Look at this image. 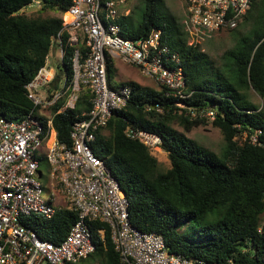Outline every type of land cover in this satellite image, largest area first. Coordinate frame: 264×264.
<instances>
[{"label":"trees","instance_id":"obj_1","mask_svg":"<svg viewBox=\"0 0 264 264\" xmlns=\"http://www.w3.org/2000/svg\"><path fill=\"white\" fill-rule=\"evenodd\" d=\"M35 1L41 10L62 15L70 7V0H0V118L10 121L18 122L32 110L24 85L45 64L52 47L63 48L64 72L68 80L72 77L75 48L62 30V19L21 13ZM114 23L120 36L131 40L159 31L160 43L177 60L170 66L180 68L184 77V98L166 97L163 87L155 91L134 82L120 84L132 88L127 107L91 144L127 198L132 226L162 236L169 252L191 260L264 264V109L249 98L252 90L264 100V0H253L238 21L237 27L243 25L246 32L224 53L221 68L200 47L188 44L181 23L168 13L163 0H144L138 20L117 17ZM79 49L83 55L84 46ZM112 67L107 68L110 87ZM58 79L56 74L53 86ZM90 100L84 90L74 109L59 114H55L58 106L52 109L53 128L61 143H69L71 127L89 111ZM206 111L214 113L211 124L223 138L219 155L185 135L207 122ZM190 113L196 115L194 119L187 117ZM174 123L185 133L177 131ZM128 129L158 136L169 169L161 172L149 148L129 138ZM75 221V213L58 210L49 220L31 216L24 224L42 240L59 243ZM89 227L95 251L82 264H121L109 227L100 222Z\"/></svg>","mask_w":264,"mask_h":264},{"label":"built area","instance_id":"obj_2","mask_svg":"<svg viewBox=\"0 0 264 264\" xmlns=\"http://www.w3.org/2000/svg\"><path fill=\"white\" fill-rule=\"evenodd\" d=\"M125 2L70 0L62 30L75 48L71 79L65 72L52 69L47 56L45 64L24 85L32 104L29 114L18 122L0 118V264H82L95 251L89 227L92 222L109 227L121 264H208L171 253L162 236L135 229L119 183L91 148L97 133L127 107L132 96L128 84L109 86L107 68L115 59L165 88L166 97L184 98L182 71L170 66L177 60L160 43L159 31L136 40L120 36L114 21L117 7ZM252 2L184 0L181 25L188 44L200 47L220 32L235 29ZM82 45L83 55L79 49ZM58 53V63L63 67L61 46ZM56 74L59 79L53 86ZM82 90L89 91L91 108L74 122L69 143H61L53 128L52 109L58 106L55 114L74 109ZM203 116L214 119L212 111ZM126 134L149 150L160 143L158 136L144 130L128 129ZM43 163L47 166L45 174L41 171ZM58 210L76 215L59 243L42 240L24 224L31 216L49 220ZM98 234L103 239V230ZM225 264L234 263L228 260Z\"/></svg>","mask_w":264,"mask_h":264},{"label":"rangeland","instance_id":"obj_3","mask_svg":"<svg viewBox=\"0 0 264 264\" xmlns=\"http://www.w3.org/2000/svg\"><path fill=\"white\" fill-rule=\"evenodd\" d=\"M165 8L168 13L173 16L180 23L183 19L184 1L183 0H163ZM144 0H126L125 4L117 7V17H127L132 21H136L139 18V14L143 10ZM28 17L32 18H47V17H58L62 20L64 15L53 11V10H41L40 4L35 1L30 6L26 7L21 11ZM246 32L244 26L240 25L235 30L224 32L215 35L213 39L200 46V50L206 53L210 59L214 62L215 66L221 68L224 64V53L231 50L236 45V40L239 35H243ZM49 65L57 73L64 74V68L58 63L59 53L57 46L52 47L49 53ZM112 73H111V87L116 88L122 83L134 82L143 88H149L155 91H159L161 88L149 78L142 77L138 70L132 66L124 65L119 60L113 61ZM83 91V90H82ZM81 91V92H82ZM250 100L257 105L260 109H264V100L261 99L252 90L249 92ZM179 109H185L181 104L176 105ZM181 111L178 115H181ZM194 113H190L187 117L190 119L195 118ZM206 117H204L205 119ZM208 118H206L207 120ZM212 120L208 119L207 122L200 125L199 127L193 128L190 132L185 133L183 128L177 123L173 124V127L179 131L185 133L189 138L197 142L199 145L209 149L215 154H220L223 148V138L218 129L214 128L211 124ZM104 135H107L106 131H103ZM151 155H153L159 164V170L161 172L169 169L170 164L166 153L161 151L160 148L151 149ZM47 166L45 163L41 165V171L45 174ZM45 182V180L43 181ZM43 197H47L46 191L43 193ZM91 261H89V264ZM84 264V263H83Z\"/></svg>","mask_w":264,"mask_h":264},{"label":"crops","instance_id":"obj_4","mask_svg":"<svg viewBox=\"0 0 264 264\" xmlns=\"http://www.w3.org/2000/svg\"><path fill=\"white\" fill-rule=\"evenodd\" d=\"M121 84H122V82H121Z\"/></svg>","mask_w":264,"mask_h":264}]
</instances>
